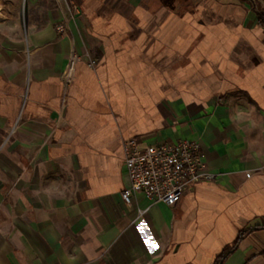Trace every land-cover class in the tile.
I'll list each match as a JSON object with an SVG mask.
<instances>
[{
  "label": "crops",
  "instance_id": "obj_1",
  "mask_svg": "<svg viewBox=\"0 0 264 264\" xmlns=\"http://www.w3.org/2000/svg\"><path fill=\"white\" fill-rule=\"evenodd\" d=\"M1 3L0 264H214L245 228L222 264H264L253 0ZM130 137L197 141L216 178L173 206L143 192L126 204Z\"/></svg>",
  "mask_w": 264,
  "mask_h": 264
},
{
  "label": "built area",
  "instance_id": "obj_2",
  "mask_svg": "<svg viewBox=\"0 0 264 264\" xmlns=\"http://www.w3.org/2000/svg\"><path fill=\"white\" fill-rule=\"evenodd\" d=\"M253 3L259 12H264V0H253ZM72 9L77 10V6L73 4ZM56 29L64 33L66 23L58 24ZM85 57L88 58L89 66H95V61L88 53ZM81 60L82 56L77 54L71 57L65 72L67 83L74 80L75 66ZM123 150L129 182L122 192L126 204H131L135 193L143 192L156 201L173 206L194 184L216 178V174L208 170L202 159L199 142L194 140L144 145L141 138L130 137L124 140Z\"/></svg>",
  "mask_w": 264,
  "mask_h": 264
},
{
  "label": "trees",
  "instance_id": "obj_3",
  "mask_svg": "<svg viewBox=\"0 0 264 264\" xmlns=\"http://www.w3.org/2000/svg\"><path fill=\"white\" fill-rule=\"evenodd\" d=\"M258 20L259 23L261 25L264 26V12H259L258 13ZM256 229H261L264 228V218H263V223L261 225L255 226ZM251 228H245L242 229L238 236L237 239L235 240V242L233 243L232 246H230L229 248L225 249L215 260L214 264H222L223 260L226 259V257L237 247L238 243L240 242V240L250 231Z\"/></svg>",
  "mask_w": 264,
  "mask_h": 264
},
{
  "label": "rangeland",
  "instance_id": "obj_4",
  "mask_svg": "<svg viewBox=\"0 0 264 264\" xmlns=\"http://www.w3.org/2000/svg\"><path fill=\"white\" fill-rule=\"evenodd\" d=\"M28 2H30V0H22V3L20 5V8L22 9V13H24V9L26 8V3H27V11H28ZM0 4H2L1 0H0ZM23 25H24V22H23Z\"/></svg>",
  "mask_w": 264,
  "mask_h": 264
}]
</instances>
